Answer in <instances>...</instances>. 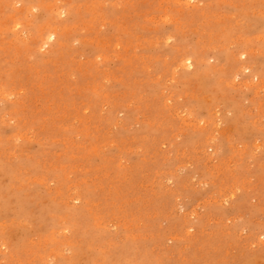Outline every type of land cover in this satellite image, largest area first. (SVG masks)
<instances>
[{
    "label": "rangeland",
    "instance_id": "rangeland-1",
    "mask_svg": "<svg viewBox=\"0 0 264 264\" xmlns=\"http://www.w3.org/2000/svg\"><path fill=\"white\" fill-rule=\"evenodd\" d=\"M262 237L264 0H0V264H264Z\"/></svg>",
    "mask_w": 264,
    "mask_h": 264
},
{
    "label": "snow or ice",
    "instance_id": "snow-or-ice-1",
    "mask_svg": "<svg viewBox=\"0 0 264 264\" xmlns=\"http://www.w3.org/2000/svg\"><path fill=\"white\" fill-rule=\"evenodd\" d=\"M46 47V46H45ZM43 50V49H42ZM262 239H264V237H262Z\"/></svg>",
    "mask_w": 264,
    "mask_h": 264
},
{
    "label": "bare ground",
    "instance_id": "bare-ground-1",
    "mask_svg": "<svg viewBox=\"0 0 264 264\" xmlns=\"http://www.w3.org/2000/svg\"><path fill=\"white\" fill-rule=\"evenodd\" d=\"M54 37V36H53ZM52 39V38H51ZM48 41V40H47Z\"/></svg>",
    "mask_w": 264,
    "mask_h": 264
}]
</instances>
